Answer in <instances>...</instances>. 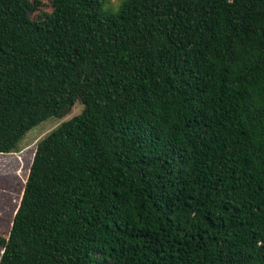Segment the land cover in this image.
Returning <instances> with one entry per match:
<instances>
[{
    "label": "trees",
    "instance_id": "obj_1",
    "mask_svg": "<svg viewBox=\"0 0 264 264\" xmlns=\"http://www.w3.org/2000/svg\"><path fill=\"white\" fill-rule=\"evenodd\" d=\"M103 1L0 0V264H264V0Z\"/></svg>",
    "mask_w": 264,
    "mask_h": 264
},
{
    "label": "rangeland",
    "instance_id": "obj_2",
    "mask_svg": "<svg viewBox=\"0 0 264 264\" xmlns=\"http://www.w3.org/2000/svg\"><path fill=\"white\" fill-rule=\"evenodd\" d=\"M123 0H104L103 10L115 12ZM45 11H49V0H40ZM81 105L74 104L63 118L48 117L25 132L15 149L0 154V237L6 238L11 219L18 205L22 187L28 171L35 144L61 122L78 114ZM1 253V250H0Z\"/></svg>",
    "mask_w": 264,
    "mask_h": 264
}]
</instances>
